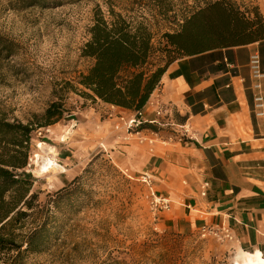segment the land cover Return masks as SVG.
Returning <instances> with one entry per match:
<instances>
[{
  "label": "rangeland",
  "instance_id": "obj_1",
  "mask_svg": "<svg viewBox=\"0 0 264 264\" xmlns=\"http://www.w3.org/2000/svg\"><path fill=\"white\" fill-rule=\"evenodd\" d=\"M213 1L173 0L183 14ZM236 1L242 5L257 3ZM133 3L134 0H0V114L27 122L56 101L54 90L58 84L68 81L79 88V75L93 64L81 54L97 12L101 10L108 16L114 9L123 15L150 17L147 5L141 8ZM57 93L65 97L69 113L59 124L33 135L29 166L19 175L33 182V193L45 205L49 197L82 176L91 163L93 173L86 178V194L72 204L77 205V210L66 212L62 233L52 250L30 257L28 264L238 262L230 243L221 235H213L206 225L191 229L184 222L174 229L169 211H155L148 186L142 182L146 175L126 174L115 164L118 158L125 162L118 148L121 141L148 144L128 134L122 117L110 118L115 113L105 110L104 103L98 100L84 99L60 86ZM109 118L121 119L116 124L117 129H123H116V136L113 127H104ZM155 126L158 132L144 128L146 136L152 132L161 136L166 131L176 137L172 127ZM47 159L58 167L44 171ZM156 194L161 196L157 191Z\"/></svg>",
  "mask_w": 264,
  "mask_h": 264
},
{
  "label": "trees",
  "instance_id": "obj_2",
  "mask_svg": "<svg viewBox=\"0 0 264 264\" xmlns=\"http://www.w3.org/2000/svg\"><path fill=\"white\" fill-rule=\"evenodd\" d=\"M133 5H147L150 17L114 9L108 16L97 12L81 54L93 64L79 75L80 89L68 81L58 84L56 101L27 122L0 114V264H28L30 257L49 253L62 233L66 212L77 210L72 204L86 194L85 181L93 173L91 163L45 205L33 193V182L19 175L29 166L33 135L69 113L65 97L57 93L59 86L137 114L177 60L264 41V17L257 5L214 0L188 14L179 13L173 0H134ZM160 26L166 31L155 30ZM144 128L159 131L155 125Z\"/></svg>",
  "mask_w": 264,
  "mask_h": 264
},
{
  "label": "crops",
  "instance_id": "obj_3",
  "mask_svg": "<svg viewBox=\"0 0 264 264\" xmlns=\"http://www.w3.org/2000/svg\"><path fill=\"white\" fill-rule=\"evenodd\" d=\"M256 2L264 17V0ZM255 52L264 68V41L174 62L146 105L143 119L155 122L159 108L170 109L185 127L178 132L188 130L187 139L162 131L152 145L121 141L118 148L125 162L114 159L126 174L148 175L161 197L172 202L169 220L174 229L188 222L191 229L204 224L229 232L236 264H245L256 253L264 257V120L253 114L248 69ZM103 105L115 113L110 118L133 115ZM110 118L104 127H113L116 136L123 129H117L116 120L121 119Z\"/></svg>",
  "mask_w": 264,
  "mask_h": 264
},
{
  "label": "built area",
  "instance_id": "obj_4",
  "mask_svg": "<svg viewBox=\"0 0 264 264\" xmlns=\"http://www.w3.org/2000/svg\"><path fill=\"white\" fill-rule=\"evenodd\" d=\"M248 69L250 73V78L252 81V107L254 117L258 120H264V68L262 63V57L259 53L255 52L251 54L248 62ZM157 121L146 123L143 119V112L133 113L130 118L122 119L123 124L126 128V131L130 136H135L138 138L140 143L147 142L151 144L155 142L159 135L156 133H149L147 136L145 133L148 131L144 130L145 124L158 125L161 128L172 127L176 133V137L186 138L188 135V130H185L184 133L178 132L179 130H184L185 127L179 125L176 120L173 118L172 112L170 109L159 108L156 111ZM142 182L148 186L149 192L148 197L151 199L152 204L155 207L156 212H168L171 209V201L165 199L156 194L155 189L152 187V179L146 175L142 178ZM206 195V191L203 192L202 196ZM211 233L215 236L221 235L224 239L232 240L233 237L229 232L211 230Z\"/></svg>",
  "mask_w": 264,
  "mask_h": 264
},
{
  "label": "bare ground",
  "instance_id": "obj_5",
  "mask_svg": "<svg viewBox=\"0 0 264 264\" xmlns=\"http://www.w3.org/2000/svg\"><path fill=\"white\" fill-rule=\"evenodd\" d=\"M253 109V108H252ZM40 148H43V144L40 145ZM54 167H58L51 159H47L44 163V171H48L50 169H53ZM228 242H232V240L226 239ZM245 264H264V257L261 253H256L253 255H249Z\"/></svg>",
  "mask_w": 264,
  "mask_h": 264
}]
</instances>
